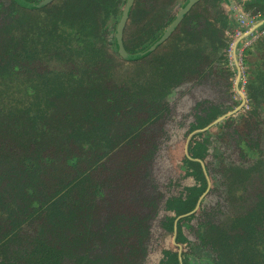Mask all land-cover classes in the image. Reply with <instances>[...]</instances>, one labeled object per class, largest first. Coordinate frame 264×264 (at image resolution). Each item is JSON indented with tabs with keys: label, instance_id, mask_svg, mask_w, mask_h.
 Segmentation results:
<instances>
[{
	"label": "trees",
	"instance_id": "1",
	"mask_svg": "<svg viewBox=\"0 0 264 264\" xmlns=\"http://www.w3.org/2000/svg\"><path fill=\"white\" fill-rule=\"evenodd\" d=\"M111 1L71 0L81 19H60L0 0V258L14 264H153L157 251L165 264H177L174 219L206 185L199 163L184 153L185 137L229 108L233 66L222 36L247 26L225 0H211V11L195 4L166 39L128 60L115 44L127 0L115 26L103 28L101 7ZM173 1L132 0L127 18L143 9L139 24L161 23ZM235 1L250 19L264 17V0ZM262 30L264 24L254 35ZM131 41L123 38L125 46ZM250 81V108L225 119L214 139L198 141V133L188 147L208 157L212 182L220 173L227 185L217 264H264V182L253 177L264 170V128L249 137L253 117H263L264 94L250 90ZM185 83L207 87L215 101L173 119L180 107L173 93ZM252 157L254 164L239 165ZM187 225L179 220L177 241L186 242ZM248 244L255 253L241 258ZM35 248L46 261L24 256Z\"/></svg>",
	"mask_w": 264,
	"mask_h": 264
},
{
	"label": "flooded vegetation",
	"instance_id": "2",
	"mask_svg": "<svg viewBox=\"0 0 264 264\" xmlns=\"http://www.w3.org/2000/svg\"><path fill=\"white\" fill-rule=\"evenodd\" d=\"M15 1V0H14ZM29 2H39L41 0H27ZM53 1V0H52ZM50 1V2H52ZM69 4H71V0H67ZM180 0H174L171 4H168V15L164 18V20L161 23H157V27L158 29L162 26H165V28L163 30H165L174 20V18L176 17L177 13L179 12V10L182 8V5L184 4V2L186 0L180 1ZM233 3L235 0H232ZM16 2V1H15ZM50 2H48L47 4H49ZM115 2H119L117 3L115 6V12L111 11L110 7L113 3ZM203 2V4L201 5L206 6L208 10L212 9L211 7H209V2H211V0H199L197 2H195L189 9L188 11L185 13V15L183 16V18L189 13V11L191 10V8L195 5ZM236 2V1H235ZM17 3V2H16ZM18 4V3H17ZM47 4H45L42 7L39 8H44ZM124 2L123 0H113L110 3H108V5H104V9L107 13V23H104L103 20V28H105L107 25H109L108 28H113L116 24L117 19L115 20V16L120 13V11L122 10V6H123ZM228 6V5H227ZM236 6V5H235ZM143 10V9H142ZM141 11V10H140ZM211 11V10H210ZM105 13V14H106ZM103 14V11H102ZM216 19L219 17V11H216ZM103 17V15H102ZM101 17V18H102ZM182 18V19H183ZM121 19V18H120ZM181 19V20H182ZM129 20V18L126 19L124 28L122 30V36H121V40H122V44L123 47L126 49L127 52L129 53H133V54H137L140 53L142 51H144L146 48H148L153 42H155L158 37L162 34L163 30L160 31V33H158V35L149 43L143 45V47L141 49H137L136 51H133L132 48L130 47V44L132 43L129 42V45H126L123 43V38L126 40L127 37H129L130 34H134L135 32L139 31H135L134 33H130L128 31V27H127V21ZM141 18L138 20L140 21ZM181 20L179 21V23L181 22ZM120 20L117 21V23ZM170 21V22H168ZM147 23V22H146ZM178 23V24H179ZM177 24V25H178ZM139 25V23H138ZM142 25V24H141ZM176 25V26H177ZM175 26V28H176ZM117 28V25H116ZM116 28H115V32H116ZM174 28V29H175ZM173 29V30H174ZM264 31V30H263ZM229 32V30H225V33ZM259 37H255L254 41L251 43L253 44L257 39H259ZM263 41L261 44L256 45L255 47L253 46H249L248 47V54H243V58H242V65L244 66V73L242 76H245V82L242 79V71H241V66L238 63V69H236V66H231L232 67V74H233V82L235 79V83L233 84L232 82V86H231V93H232V99H235L236 104H232L231 100L227 103L230 104L229 108H227L224 112H222L219 115H213L209 120H207V122L203 123L201 126L192 129L185 137V141H184V153L186 154V156L192 160L195 161L197 163H199L201 171L206 179V185L204 187L203 190H201L200 194L197 196V199L195 201L194 206L190 209L185 211L184 213H181L179 215L176 216V218L174 219L173 222V233H172V237H171V241L173 244H175L176 246V263L177 264H192V262H194L195 264H217V262L220 259L219 256V251L217 249V243L220 242L221 238V232H219V228H218V222L220 221L219 219L224 217V213L227 210V202H226V186L223 183L222 180V175L220 173H217L215 175V181H211L210 175L208 173L207 167H206V162L208 161V157L206 158H201L199 156H192L189 153L188 147H189V143L191 141V139L193 137H195V135H197L198 133H200L201 135L198 137V141L203 140V139H214L216 137V134L220 133V131H222L221 128V123L229 118V117H234L235 119L238 118L240 116L241 113L246 112L250 106L248 104V98H247V94H246V84L248 83V80L250 79V83L253 84L252 86H250V84L248 85V88L252 87V90L254 92L259 93L260 92V96L262 94H264V87L263 89H261L262 85L260 82V78L263 77L264 79V68H262V64L259 66V68H257L256 65H254L252 62L247 60V56L249 54L253 55L254 52H256V54L258 55V58L260 59V62L263 63L264 62V37ZM223 39V36H222ZM250 45V44H249ZM257 47V48H256ZM222 63V62H221ZM214 69H218V67L216 66V68ZM236 73V75H235ZM239 79H238V83L236 85V80L238 75ZM222 79V78H221ZM223 81V80H222ZM192 85L190 83H185L184 85L181 86V88L175 90V92L173 93V97L172 99L176 100L175 103V107L177 110V114L174 116L173 119H176L177 117L181 116V113H184L185 115H188L190 118L193 114L194 109H200L196 107V103L200 102L204 99L209 100V101H215L213 98L216 96L215 95H211V93L206 92L207 87H204L203 90L201 89V87H192ZM251 90V88H250ZM181 91V93L179 92ZM210 92H212L210 90ZM213 93V92H212ZM258 96V97H260ZM244 99V102H243ZM264 99V97H263ZM208 101V102H209ZM243 102V103H242ZM196 107V108H195ZM262 111H259V116L263 115V117L261 118H257V117H253L252 119V126L250 128V135L249 137H253V140L258 138V136H261L263 128H264V105H260L259 106ZM224 116L222 119H220V117ZM258 116V117H259ZM176 124V120H172L171 121V125H173V127ZM237 125V122L235 121V123L233 124ZM259 125L258 128H256ZM241 127L240 125H237L235 127L239 128ZM252 140V143L254 144V141ZM264 140V139H262ZM215 141V140H214ZM257 148L254 147L253 150H256ZM229 151L233 154V158H235L236 160H241L240 156L236 153L235 155V147H229ZM216 153H218L217 151L213 150L210 152L211 155H216ZM218 155V154H217ZM262 155L264 156V143L262 144ZM257 157H259L256 154ZM217 159H219V157H216ZM256 160V157H252L251 159L247 160V162H241L239 165L242 166L245 164L251 165L254 164ZM218 161H215L213 163V165L215 167L218 166ZM263 167H264V160H263ZM224 164L226 167H231V163L230 161L224 160ZM264 170L262 171V169L258 170V173L255 174V176H253L254 178L258 179L257 182H264ZM192 181H193V177H191ZM194 191V190H193ZM184 219L185 222L187 223L188 221L191 222L190 227L186 228V231H183L184 234L186 235V242H180L176 240L177 237V225L179 220ZM166 257L163 254V251H157L155 252V260L153 262V264H165L166 262ZM5 260L4 258H0V264H2V261ZM7 261V260H6ZM192 261V262H191ZM11 264H14L12 262H10Z\"/></svg>",
	"mask_w": 264,
	"mask_h": 264
},
{
	"label": "rangeland",
	"instance_id": "3",
	"mask_svg": "<svg viewBox=\"0 0 264 264\" xmlns=\"http://www.w3.org/2000/svg\"><path fill=\"white\" fill-rule=\"evenodd\" d=\"M180 1H183V0H180ZM179 1V2H180ZM208 1V0H207ZM117 3L119 2H115L111 5L110 9L111 11L115 12V9L117 6H115ZM234 3H236L234 1ZM203 4V2L199 3V6H201ZM73 8L69 5L68 1L67 0H53L52 2H50L49 4H47L42 10H43V13H48V14H51L52 16H55L57 18H60V19H72V18H75V19H81L80 17L82 16V14L80 13H77V12H74L72 10ZM102 11H103V14H102ZM107 11V10H106ZM105 9H104V6L101 7V15H103L102 19L104 20V23L105 24H108L107 23V13H106ZM106 13V14H105ZM142 14H144V11L141 10V11H138L137 12V16H134L133 18L129 19L127 21V24L131 26L133 25L134 27L137 28V32H133L134 34L133 35H129V37H131L132 39V43L130 44V47L132 48L133 51H136L137 49H141L143 47V45L149 43L150 41H152L157 35L158 33H160V31H162L165 26H162L158 29L157 27V21L156 20H152V21H147V23H143L142 25L139 24V19L142 17ZM238 21V20H237ZM143 22V21H141ZM241 26L244 28V23H242L241 21H238ZM246 26V25H245ZM223 28H227L226 25L223 26ZM248 30V27L246 28ZM129 30V28H128ZM227 30V29H226ZM243 30V29H242ZM242 30L240 29H235L233 32L232 31H229L228 34L227 32L223 35V41L225 43L228 44V48H229V66H235V62H234V56H233V53H232V48H233V45H234V42L241 36L243 35L245 32H242ZM239 31V32H238ZM258 36H262L264 37V31H259L257 34H253V35H250V36H245V37H242L241 39H239V41H237V44H241L240 47L236 50V56H237V62L240 64L241 66V71H242V74L241 76L243 75L244 73V66L242 65V50L245 48V46L249 45L250 43H252L255 39V37H258ZM231 45V48L229 47ZM247 60L252 62L254 65L257 66V68H259V66L262 64V68H264V62L261 63L260 62V59L258 58V55L256 54V52L253 53V55L249 54L247 56ZM225 63H221V66H224ZM236 75V73H235ZM236 79V77H235ZM235 79H234V82L233 84L235 83ZM242 79L243 81L245 82V76H242ZM253 237L254 236V233H253ZM258 238H256L255 240H257ZM252 242V241H251ZM250 242V243H251ZM253 244H248L247 246V250H244L243 249V253L240 254V257H244L246 254L247 255H250L249 253H251V255H254L255 253V246L252 247ZM252 247L251 250H249L250 248ZM249 252V253H247ZM42 255V251L40 248H35L33 249L32 251H29V252H26L25 253V257L31 261L32 259L33 260H37L38 258H41L46 261V257L44 256H41ZM250 255V256H251ZM245 259V258H243ZM2 264H11L10 261H6V260H3L2 261Z\"/></svg>",
	"mask_w": 264,
	"mask_h": 264
},
{
	"label": "water",
	"instance_id": "4",
	"mask_svg": "<svg viewBox=\"0 0 264 264\" xmlns=\"http://www.w3.org/2000/svg\"><path fill=\"white\" fill-rule=\"evenodd\" d=\"M15 1L23 7L39 8V7L44 6L45 4H47L48 2H50L52 0H41L39 2H34V1L29 2L27 0H15ZM197 1H199V0H186L184 2V4L182 5V8L177 13L176 17L172 21V23L165 29V31L158 37V39L155 42H153L144 51L137 53V54H133V53H129L126 51V49L123 47L122 40H121L122 30L124 28V25H125V22H126V19L128 16V12H129L131 4H132V0H127L126 4L124 6V11H123L122 17L117 24V28H116V32H115V44H116V49H117L118 53L123 58L128 59V60L137 59V58L143 56L144 54L148 53L151 49H154L162 40L167 38V36L173 31L175 26L183 18V16L188 11V9ZM225 2L228 5V8L232 11L234 18L238 21H241L242 23H244L248 27V30L234 42V45L232 48L235 66H236V69H238L239 67H238V62H237L236 50L239 48V45H241V44H237V41H239V39H241L242 37H245V36L247 37V36L254 34V32L264 24V17L257 19V20L256 19H250L249 17H247L246 15L241 13L239 8H237L235 6V3H233L232 0H225ZM239 76H240V74L237 77L236 85L238 83ZM243 102H244V99H243ZM223 117L224 116L220 117V119H222Z\"/></svg>",
	"mask_w": 264,
	"mask_h": 264
},
{
	"label": "built area",
	"instance_id": "5",
	"mask_svg": "<svg viewBox=\"0 0 264 264\" xmlns=\"http://www.w3.org/2000/svg\"><path fill=\"white\" fill-rule=\"evenodd\" d=\"M239 32V31H238ZM231 48V45L229 46ZM229 51V50H228ZM230 52V51H229Z\"/></svg>",
	"mask_w": 264,
	"mask_h": 264
}]
</instances>
